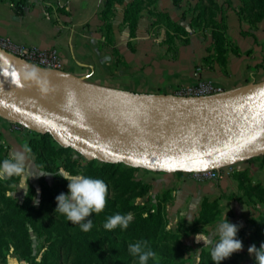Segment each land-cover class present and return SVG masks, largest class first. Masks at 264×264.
<instances>
[{
  "label": "crops",
  "instance_id": "obj_1",
  "mask_svg": "<svg viewBox=\"0 0 264 264\" xmlns=\"http://www.w3.org/2000/svg\"><path fill=\"white\" fill-rule=\"evenodd\" d=\"M131 1L115 5L109 20L113 38L110 43L100 14L105 0H26L22 14L16 13L10 0H0V36L39 50L55 48L64 67L61 72H41L2 50L0 66L34 92L51 94L50 90L56 91L52 87V78L61 77L107 94L140 97L135 100L168 101L175 98L178 89L196 82L195 73L220 86L225 94L242 93L264 82L261 68L264 22L250 30L249 24L237 15L238 0H231L232 8L227 13L225 70L217 63L203 62L210 54L207 50L210 38L189 33L187 43H183L184 36H179L169 47L164 26L146 11L140 14L135 35L131 37L123 20L124 7ZM154 6L155 13H166L171 22H180L182 10L174 6L173 0H155ZM27 138L26 128L15 127L0 117V143L6 148L8 157L21 151ZM243 165L248 163L242 162ZM27 168L32 173L35 170L30 155ZM141 173L150 178L158 190L180 187L179 192L189 205L191 201L195 203L220 194L227 196L236 190L234 180L227 176L214 183L198 184L185 178L188 172L180 176L145 170ZM219 205L221 220L227 215L230 223L241 229L248 227L252 217L250 207L227 200H221Z\"/></svg>",
  "mask_w": 264,
  "mask_h": 264
},
{
  "label": "rangeland",
  "instance_id": "obj_2",
  "mask_svg": "<svg viewBox=\"0 0 264 264\" xmlns=\"http://www.w3.org/2000/svg\"><path fill=\"white\" fill-rule=\"evenodd\" d=\"M238 1L240 8L242 6V2L241 0ZM213 2L214 3H210L208 0H180L179 8L182 10V15L179 20L180 22L176 23L185 28L188 34L195 33L201 37L210 38V45L213 44V29H217L220 32H222L223 29L227 30V13L232 8L231 0H213ZM146 3L147 4L141 8L140 12L142 13L146 11L147 14L150 17H153L158 24H162L164 26L166 22L160 18V15L158 16L155 13V4H150L149 0H147ZM164 29L166 31L165 26ZM169 31L170 34H172L171 28ZM77 85L79 86L80 84L78 83ZM54 89L56 91L50 90L52 95L47 92L42 93L47 99H49V101L62 104L61 101H63L64 98V96H62L63 94L56 88ZM39 92L40 91H37L38 94ZM133 101L132 104L137 102L140 103L139 100ZM90 112L94 114L93 116H95V118L100 119L99 123L101 125L110 126L103 127V129L119 136L136 138V133L140 131L159 132V129L155 126L157 124V117H152V115H150V117H142L140 116L141 114L135 110H127L126 112L128 114L126 112L119 114L118 111L114 110V108L110 109L109 113H107L93 107L90 109ZM121 114L123 115L122 117H120ZM141 117L144 119L140 120ZM148 137H154V135L139 134V139H146ZM69 154L72 159L69 158ZM262 155L264 154L260 153V155L256 156L250 155L251 157L248 159H243L234 164L228 165L233 168L234 172L227 177H231L234 180L236 190L227 196L235 197L238 201L240 200L252 210V217L249 218L248 227L246 229L239 228L237 233V238L243 243V249L233 253L231 257H229V259L234 262L233 264H256L255 257L254 255L249 254L248 248L253 244L256 248H259L263 243L261 241L260 234L256 233V228L253 227L252 220L260 221L262 217H264V204L256 196H253V194L250 193L251 186L259 185L264 187V164L257 159ZM30 156L36 170H33L34 172L32 173L30 172V169H28L32 175L48 172L43 163L40 161L36 162V158L32 154H30ZM5 158H9L7 150L4 145L0 143V163H2ZM93 160H88L76 152L63 153L54 158V172L55 174H59V172L63 170L72 175L82 174L84 176L101 179L99 177L100 173L96 169L91 168L89 171L84 170L86 162ZM96 161L100 162L98 160ZM242 162L248 163V165L242 166ZM124 166L134 168L125 164ZM141 170L142 169H139L135 173V177L144 184L148 185L149 188L148 191L142 194V196L132 198L131 204L138 207L136 210L129 212L133 215V220L139 218L141 215L144 216L148 211L155 209L154 207L159 205L163 218V224L161 228L158 229V237L168 236V243H178L181 245V248L183 249V256L180 262L182 264H197V256L201 258V254L203 252L210 251L213 244L218 240V237L215 235L216 226L223 220H221L220 215L212 222L204 218L200 213V203L203 199H200V201H196L195 203L191 201L189 205L187 201L184 202L183 199H185V197L179 192L180 187L178 186L158 190V188L154 186L153 181L143 175ZM185 178L190 180L189 174H186ZM8 180L9 182L7 183L6 181ZM0 182L5 183L0 187L4 194L21 207V213L19 216L28 223V237L30 243L29 256L23 258L22 254L24 251L22 249L17 250L1 242L0 264H61L60 262L55 261L53 259V253L49 252L48 244L45 241L46 236L44 235V231L50 224V217L46 214L40 213V207L42 200L48 195V193L52 194L58 190L61 193L67 194L68 181L56 175L30 177L27 182V195L23 189H19V179L17 177L0 180ZM111 188L112 187L108 188L107 200H110V197H112ZM34 198L39 200L38 206L34 204ZM211 198L213 197H209V200H212ZM221 200L226 199H220V201ZM218 206L220 207V205ZM184 211L187 213H183ZM92 221L93 227L91 229L93 230L94 237L98 241L101 239L104 240L101 246L102 249L106 250L109 246V241L114 237L108 233V230L103 228L101 224L102 221L99 218ZM169 225H171V228H169ZM71 229L76 232H80L79 225L71 224ZM201 232L209 236L212 240V243L207 247H204L203 241L199 243L196 242L195 237Z\"/></svg>",
  "mask_w": 264,
  "mask_h": 264
},
{
  "label": "trees",
  "instance_id": "obj_3",
  "mask_svg": "<svg viewBox=\"0 0 264 264\" xmlns=\"http://www.w3.org/2000/svg\"><path fill=\"white\" fill-rule=\"evenodd\" d=\"M26 0H10L17 14H22ZM147 0H132L124 7V23L130 30V35H135L138 19L141 14V8L146 5ZM214 3L213 0H208ZM125 0H105L104 9L101 11L105 29L108 31L107 40L112 43L111 25L109 24L110 17L113 15L115 5H123ZM180 0H173L175 7L179 8ZM242 6L237 11V15L246 21L250 29L256 28L257 25L264 21V0H241ZM149 3L155 4V0H149ZM166 24V42L169 47L174 44V39L179 36H184L183 43H187L188 32L181 25L171 22L166 13H156ZM170 28L172 34H170ZM252 35V34H250ZM253 36V35H252ZM213 44L207 50L210 53L203 59L204 63H217L223 70L227 66L228 40L226 38V29L220 32L217 29L212 31ZM264 49V42L262 43ZM264 71V58L261 64ZM13 126L25 129L23 126L11 123ZM28 145L36 158L35 161H40L45 165L48 172L54 173V158L63 153L74 152V150L59 146L57 142L49 134H39L37 132L26 129ZM69 158L72 157L69 154ZM261 163L264 164V155L258 157ZM91 168L96 169L109 187H112V197L107 200V206L99 215L92 214L88 219L99 218L103 224L109 216L114 214L126 215L127 213L136 210L138 207L131 204L134 197H140L148 191V185L136 179L135 173L139 170L124 166V164L101 163L96 160L86 162L84 170L89 171ZM147 171V170H145ZM184 172H175L180 176ZM7 183L9 182L6 181ZM5 183L0 182V187ZM250 193L256 196L264 204V187L259 185L251 186ZM167 192V191H165ZM61 192L56 190L42 200L40 213L50 217V224L44 231L45 241L48 244L49 252L53 253V259L61 264H139L138 256L134 257L128 250L129 244H134L138 241L146 240L148 242L145 250L151 249L156 253L155 259L149 258L147 264H182L183 249L178 243H168V236L158 237V229L163 224L162 214L159 205L153 210L148 211L144 216L134 219L129 224L126 230L117 227L112 231H108L112 238L109 241V246L106 250L102 249L101 244L103 239L97 240L94 237L93 230L84 232L80 228V232L71 229V223L65 216L55 213L57 207L56 196ZM205 197L200 203L201 215L209 221H215L221 213L218 206L220 199L228 201H238L233 196H225L224 194L218 197ZM238 202H241L240 200ZM242 203V202H241ZM7 212V214H6ZM21 207L9 199L0 189V243H5L15 249H22L23 258L29 256V237L28 223L21 219L19 214ZM253 227L256 228V233L260 234L261 241L264 243V217L260 221L252 220ZM116 236V237H115ZM4 242H3V241ZM233 264L229 258L221 261V264ZM199 264H213L210 251L203 252Z\"/></svg>",
  "mask_w": 264,
  "mask_h": 264
},
{
  "label": "water",
  "instance_id": "obj_4",
  "mask_svg": "<svg viewBox=\"0 0 264 264\" xmlns=\"http://www.w3.org/2000/svg\"><path fill=\"white\" fill-rule=\"evenodd\" d=\"M34 67L41 72H54ZM210 100L231 101L232 105L220 115L200 112L157 117L155 126L159 132L140 131L136 133V138H129L106 131L103 127L110 126L101 125L100 119L95 116L78 119L49 105L0 66L1 118L39 134H49L59 145L71 148L88 160L125 164L150 172L216 169L243 160L238 158L239 153L236 152L256 149L264 154V82L242 93H222L201 98L175 97L163 102L178 105ZM89 122H96V126ZM186 125L199 126L201 131L197 135L184 137L183 149L179 151L151 148L139 140V134L164 139L162 137L168 134L171 127ZM256 155L260 154L252 156ZM205 164L207 167H204Z\"/></svg>",
  "mask_w": 264,
  "mask_h": 264
},
{
  "label": "clouds",
  "instance_id": "obj_5",
  "mask_svg": "<svg viewBox=\"0 0 264 264\" xmlns=\"http://www.w3.org/2000/svg\"><path fill=\"white\" fill-rule=\"evenodd\" d=\"M31 152V148L28 145H24L21 151L11 153L9 158H5L0 163V180L17 177L19 179V189H23L26 195L28 192L27 182L30 177L54 175L49 172L32 175L27 168V160ZM55 175L68 181L67 194L60 193L55 198L57 203L55 213L65 216L72 225H79L82 231H90L93 227V221L88 218L92 214L99 215L107 206L108 185L102 179L82 174L72 175L63 170ZM34 204L38 206L39 200L34 198ZM132 220L133 215L131 213L126 215L117 213L107 218L103 228L108 231H112L117 227L126 230ZM239 227L230 223L227 215L223 221L217 224L215 235L218 240L210 250L213 264H221V261L243 249L242 241L237 238ZM169 228H171V225H169ZM195 239L197 243L203 241L204 247L212 243L210 237L203 234V232L197 234ZM147 244L148 242L144 240L128 246L129 252L134 257L138 256L139 264H147L149 258L155 259L156 257V253L151 249L145 250ZM248 252L250 255H254L256 264H264V243L259 248H256L253 244L248 248ZM196 259L197 264H199L200 257L197 256Z\"/></svg>",
  "mask_w": 264,
  "mask_h": 264
},
{
  "label": "bare ground",
  "instance_id": "obj_6",
  "mask_svg": "<svg viewBox=\"0 0 264 264\" xmlns=\"http://www.w3.org/2000/svg\"><path fill=\"white\" fill-rule=\"evenodd\" d=\"M51 81L52 87L61 91V93L63 94L62 96H64L63 101H61L62 104H57L55 102L49 101V99H47L42 92L41 94L40 92L38 94L37 91H33L35 95H37L41 100L48 103L49 105L62 109L66 113L78 119H81L82 116H93L94 114L90 112V109L93 107L107 113H109L110 109L114 108V110L118 111L119 114L122 112H126L127 110H135L138 111L141 114L140 116L142 117H150V115H152V117L155 118H166L168 116H176L179 114H195L200 112H204L210 115H220L223 111H225L232 105L231 101L224 100H210L208 102L196 101L178 105H169L168 103L163 101H156V99L139 100L140 103L137 102L132 104V101L135 99L131 100V98L124 95L107 94L102 91H96L90 88L78 86L74 83L62 79L61 77H53ZM122 116L123 115L121 114L120 117ZM142 117L140 120L144 119ZM89 123H91V125L93 126H96L95 122ZM200 131V127L196 125H186L182 127L173 126L168 129V134L162 137L164 139H159L160 137L154 136L139 140L151 148L164 147L172 151H179L183 149L182 145L184 144V137L197 135ZM261 152L262 151L260 150L251 149L246 150V152L236 153H239L238 158L245 159L250 155L260 154Z\"/></svg>",
  "mask_w": 264,
  "mask_h": 264
},
{
  "label": "built area",
  "instance_id": "obj_7",
  "mask_svg": "<svg viewBox=\"0 0 264 264\" xmlns=\"http://www.w3.org/2000/svg\"><path fill=\"white\" fill-rule=\"evenodd\" d=\"M0 50L9 53L22 62L44 70L61 72L64 67L55 48L39 50L28 45L14 43L10 39L0 36ZM195 77L197 79L195 83L181 87L175 92V96L180 98H201L219 95L224 92L220 86L215 85L211 80L200 78L198 73H195ZM233 172V168L228 166L195 170L188 172V174L190 180L201 184L217 182L225 176H230Z\"/></svg>",
  "mask_w": 264,
  "mask_h": 264
},
{
  "label": "snow or ice",
  "instance_id": "obj_8",
  "mask_svg": "<svg viewBox=\"0 0 264 264\" xmlns=\"http://www.w3.org/2000/svg\"><path fill=\"white\" fill-rule=\"evenodd\" d=\"M204 167H207V165L205 164Z\"/></svg>",
  "mask_w": 264,
  "mask_h": 264
}]
</instances>
